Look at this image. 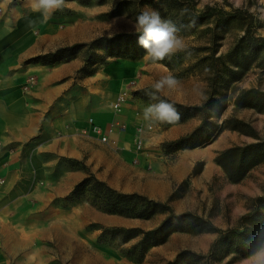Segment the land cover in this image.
<instances>
[{"label":"rangeland","instance_id":"rangeland-1","mask_svg":"<svg viewBox=\"0 0 264 264\" xmlns=\"http://www.w3.org/2000/svg\"><path fill=\"white\" fill-rule=\"evenodd\" d=\"M121 1L65 0V6L53 14L41 32L49 33L45 27L57 29L61 34L67 32L71 37L65 39L67 42L63 46H66L75 42H89L101 35L133 32L135 30L129 21L135 20L134 12H141L144 8L158 10L163 18L158 0L123 3L121 12L112 14V8ZM195 1L198 9L206 4H219L227 9L230 6L244 7L255 18V33L264 35V0ZM10 6L28 9L26 0H12L8 4ZM211 26L212 21L207 20L192 30L181 31L187 50L162 61H151L146 52L136 58L107 56L104 61L91 67L93 71L87 67L77 72L80 77L90 76L91 83L100 80L107 83L109 88L117 87L115 96L124 94L125 97L122 108L127 109L126 114L132 111L133 117L138 120H134V127L145 122L143 110L154 102L134 96L132 91L146 88L151 93L152 84L165 75L176 77L181 86L167 95H157L183 104H203L204 108L202 113L185 119L190 122V127L182 134L163 137L160 132L174 128L176 124L153 123L147 129L149 144L140 150L133 146L130 128H124L123 138L120 136L118 142H97L103 149L95 148L88 159L70 158L67 161L60 158L58 175L70 169L82 171L85 175L94 173L117 190L166 200L176 212L192 211L209 218L222 229L237 227V219L247 210L249 198L262 191L264 161L251 167L240 180L231 182L214 161V156L226 147L256 141L257 138L251 133L243 131L245 129L240 122L249 124L258 137L264 139V95L258 96L256 93L264 92V68L253 62L241 71L238 78L227 75L224 67V63L230 64L227 54L242 36L245 23L233 20L226 30L216 31L213 38ZM70 39L72 42H69ZM96 51L104 54L102 49ZM77 55L84 65L83 52L79 51ZM201 92L208 97L207 101L202 98ZM114 97L108 101L111 112ZM250 97L255 105L237 103L239 99L244 101ZM217 105L214 122L221 126V130L215 134L216 129L208 125L202 135L192 137L186 143L210 136L208 143L200 145L202 149L188 146L170 152L161 149L163 142L175 140L192 131L203 116L209 120L213 116L209 109ZM234 120L238 123H234ZM233 124L240 127L233 128ZM60 160L66 162L64 166ZM66 196L57 198L51 209L37 210L32 219L26 220L21 226L20 237L24 241V248L16 257L9 259V264H238L245 257L232 249L237 238L217 242L209 252L211 243L217 240V233L181 230L170 233L162 243L150 246L141 258L135 259L125 250L136 238L122 242L118 234L100 236L102 230L133 226L150 228L158 224L163 214L147 219L126 217L100 207L89 192H83L73 201L64 199ZM261 225H264V215L259 213L253 221L245 224L247 235L256 232ZM182 250L201 253L204 257L179 255ZM173 260L174 263H171Z\"/></svg>","mask_w":264,"mask_h":264},{"label":"crops","instance_id":"crops-1","mask_svg":"<svg viewBox=\"0 0 264 264\" xmlns=\"http://www.w3.org/2000/svg\"><path fill=\"white\" fill-rule=\"evenodd\" d=\"M0 5V264H9L24 248L20 237L26 220L37 210L51 209L85 175L70 169L59 176V159H88L95 148L103 149L89 118L104 133L112 122L124 123L125 129H131L132 143L134 120H138L132 111L126 114V108L109 110L108 101L117 87L77 75L83 70L77 53L51 64L31 61L63 46L71 36L52 27L44 28L48 34L42 33L40 13L8 7L5 0ZM30 20L37 22L39 30L29 28ZM186 121L160 135L184 133L190 127ZM122 130L113 127L108 143L123 138ZM147 134L145 130V146Z\"/></svg>","mask_w":264,"mask_h":264},{"label":"trees","instance_id":"trees-1","mask_svg":"<svg viewBox=\"0 0 264 264\" xmlns=\"http://www.w3.org/2000/svg\"><path fill=\"white\" fill-rule=\"evenodd\" d=\"M83 1L85 2V0ZM102 1L103 0H98V2ZM138 1L139 0H122L112 8L111 13H120L121 4L123 3H137ZM158 1L163 18L175 22L181 27V31L192 30L201 23L211 20V38L215 36L216 31L226 30L231 21L242 20L245 23L243 34L227 54V60L230 61V64L224 63L226 74L236 79L240 76L241 71L248 68L253 62L257 66L264 68V35L255 33V18L246 8L241 6H230V8L227 9L219 4H206L198 9L196 8L195 0ZM139 13V11L134 12L135 18ZM138 36L139 34L135 31L117 32L110 36L101 35L89 42H75L66 46L57 47L55 50L31 58V61L36 60L44 64H51L59 61L65 55H73L82 51L84 58L83 70L90 67L91 71H93L91 67L97 62L101 63L104 61L107 56L136 58L144 53L145 50L138 44ZM97 49H102L104 54H98L96 51ZM212 54L213 49L211 48V57H213ZM149 93V90L146 88L132 91L134 96L155 103L156 101L150 99ZM256 93L258 96L264 95V92L256 91ZM160 98L167 99L176 106L181 113V120L179 122L195 114L202 113L204 108L203 104H183L165 96H160ZM237 103L255 105L251 97L244 101H240L239 99ZM234 123L238 122L234 120ZM240 124L238 125L245 129L243 131L251 133V135L257 138L256 141L226 147L218 151L214 156V161L223 169L231 182L240 180L251 167L264 161V139L258 137L257 133L249 124L244 122H240ZM208 125L216 129L215 134L221 130V126H217L215 122H209L206 116H203L200 123L192 131L175 140L163 142L161 144V149L164 152H170L183 146L194 148L208 143V141L211 140L210 136L186 144L192 137L202 135L206 131ZM240 126L233 124V128ZM261 190L259 195L249 198L247 210L237 219V227H227L225 229L217 227L209 218L203 217L192 211L176 212L166 200L153 199L138 192L117 190L106 181L99 179L94 173H88L77 181L64 199L73 201L83 192H89L93 196V201L96 204L111 213L144 219L151 218L156 214H163L158 224L150 228L133 226L110 227L102 230L100 236L107 234L113 236L118 234L122 242L136 238L129 248L125 250L127 255L135 259L141 258L150 246L162 243L170 233L181 230L196 233H217V240L211 243L209 252H212L217 242L237 238L238 241L233 244L232 249L239 255L246 256L247 242L254 236L255 232L247 235L245 224L253 221L259 213L264 215V186H262ZM245 238L247 239L245 240ZM183 254L192 255L194 257H204V254L188 250H182L179 253V255ZM174 261L175 260L171 261V263H174Z\"/></svg>","mask_w":264,"mask_h":264},{"label":"clouds","instance_id":"clouds-1","mask_svg":"<svg viewBox=\"0 0 264 264\" xmlns=\"http://www.w3.org/2000/svg\"><path fill=\"white\" fill-rule=\"evenodd\" d=\"M12 0H5V4ZM27 7L32 13H40L39 24H46L53 14L65 6V0H26ZM0 7H3L0 5ZM135 32L139 34L138 44L145 50L147 58L153 62H159L170 58L174 54L187 50L183 36L180 35L181 27L170 19L162 18L160 12L152 8H144L135 18L129 21ZM29 28L36 31L37 22L30 20ZM181 86V82L173 75L160 77L152 84L153 91L149 93L150 99L156 101L150 103L143 110V119L149 128L153 123L176 124L181 120V113L176 106L167 99L160 98L157 94L167 95ZM202 98L208 97L202 92ZM218 105L209 109L213 116L209 122L216 120L215 113ZM247 255L240 259L238 264H264V225H261L254 236L247 242Z\"/></svg>","mask_w":264,"mask_h":264},{"label":"built area","instance_id":"built-area-1","mask_svg":"<svg viewBox=\"0 0 264 264\" xmlns=\"http://www.w3.org/2000/svg\"><path fill=\"white\" fill-rule=\"evenodd\" d=\"M124 101H125L124 94H118L115 97L114 101L112 102L113 111H115V112L120 111ZM89 123L91 124V131L93 133H95L96 135H98L99 140L101 142H104V143L109 142V134L112 132L113 127L118 126L121 129L125 128L124 123H119L118 121H115V122H112L107 127V131H106V133H104L100 126L92 123L91 118H89ZM147 129H149V127L147 126V124H144V123H139L135 127L133 143H134V147L136 150H140L144 147V145H145L144 131Z\"/></svg>","mask_w":264,"mask_h":264}]
</instances>
